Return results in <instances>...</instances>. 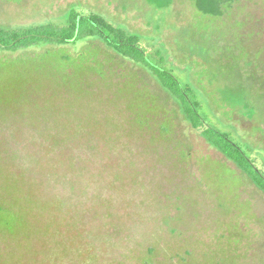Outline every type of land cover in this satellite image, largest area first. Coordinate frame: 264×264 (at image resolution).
Segmentation results:
<instances>
[{
  "label": "rangeland",
  "instance_id": "1",
  "mask_svg": "<svg viewBox=\"0 0 264 264\" xmlns=\"http://www.w3.org/2000/svg\"><path fill=\"white\" fill-rule=\"evenodd\" d=\"M71 9L139 37L264 177V0L216 14L196 0H0V25H63ZM34 59L42 73L15 64ZM0 62V201L21 218L0 264H264V191L149 67L94 38Z\"/></svg>",
  "mask_w": 264,
  "mask_h": 264
},
{
  "label": "trees",
  "instance_id": "2",
  "mask_svg": "<svg viewBox=\"0 0 264 264\" xmlns=\"http://www.w3.org/2000/svg\"><path fill=\"white\" fill-rule=\"evenodd\" d=\"M196 2L201 11L213 12L216 14L215 11H213V6L216 5L219 7L225 0H196ZM207 3H209V9L207 8ZM168 5L169 3L163 4V8ZM86 38L99 39L120 56L149 67L153 75L158 78L161 85L171 91L177 99L180 100L183 116L190 123L191 127L196 131L202 128L200 134L203 138L221 152L225 158L231 161L241 172L249 176L258 188L264 191V177L261 172L256 169L255 165L247 158L243 150L233 143L227 135L205 124L196 106L181 94L183 90L172 75L164 70L161 71L152 67L147 62L146 54L140 46L139 37L113 26L102 16L98 14L84 16L76 10L71 9L65 15V23L63 25H56L53 23L27 27H6L0 25V52H18L47 45L64 47L71 44L76 45ZM56 58H58V62L60 61L59 63H61V61L70 60L69 57L61 54H56ZM43 63L44 62H39L34 59L24 64H15L19 66L27 65L29 68L34 65V69L32 68V70L42 73L45 68V66L42 65ZM7 64L8 63L0 62V73L7 70ZM26 204L30 206V203L26 202ZM15 205L16 202L14 204L12 202H5L3 204V201H0V237L2 238H12L18 234L17 229L19 228L21 218H19V214L12 210ZM22 206L23 213L25 214L24 210L28 209V207ZM151 250L153 251V249Z\"/></svg>",
  "mask_w": 264,
  "mask_h": 264
}]
</instances>
